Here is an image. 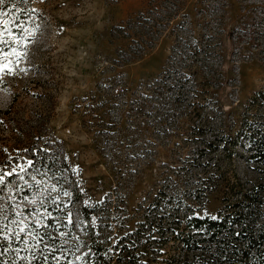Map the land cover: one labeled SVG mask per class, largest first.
Instances as JSON below:
<instances>
[{"label": "rangeland", "instance_id": "1", "mask_svg": "<svg viewBox=\"0 0 264 264\" xmlns=\"http://www.w3.org/2000/svg\"><path fill=\"white\" fill-rule=\"evenodd\" d=\"M14 9L0 11V264H121L114 246L127 236L141 250L140 225L215 216L223 187L198 191L204 171L257 183L248 153L228 158L215 137L264 120L248 102L264 91V0Z\"/></svg>", "mask_w": 264, "mask_h": 264}, {"label": "trees", "instance_id": "2", "mask_svg": "<svg viewBox=\"0 0 264 264\" xmlns=\"http://www.w3.org/2000/svg\"><path fill=\"white\" fill-rule=\"evenodd\" d=\"M18 1L0 0V11L15 13ZM248 102L251 106L264 104V91L255 92ZM215 138V148L222 149L228 158L239 149L248 153L244 161L255 166L260 175L257 183L243 182L236 174L225 178V171H220L219 166L204 171L198 175V191L209 186L223 187L222 205L215 216L190 214L184 219L175 217L168 226L155 221L151 226L140 225L134 234L144 241L141 250L125 236L114 246L119 263L148 264L139 258L144 250H150L149 245L160 254L162 245L173 242L178 244L172 250L176 254L161 259L158 264H264V120L246 119L234 131L220 133ZM81 210L86 219L93 213L92 208L81 207ZM89 246L94 262L105 261L102 246L93 242ZM132 250L134 253H129ZM107 252L108 249L104 254Z\"/></svg>", "mask_w": 264, "mask_h": 264}, {"label": "built area", "instance_id": "3", "mask_svg": "<svg viewBox=\"0 0 264 264\" xmlns=\"http://www.w3.org/2000/svg\"><path fill=\"white\" fill-rule=\"evenodd\" d=\"M136 54L139 55V52L137 51ZM110 90L113 92L114 96L118 97L123 96L125 93V89L123 88L121 83L115 86H110Z\"/></svg>", "mask_w": 264, "mask_h": 264}, {"label": "snow or ice", "instance_id": "4", "mask_svg": "<svg viewBox=\"0 0 264 264\" xmlns=\"http://www.w3.org/2000/svg\"><path fill=\"white\" fill-rule=\"evenodd\" d=\"M21 231H23V229H21Z\"/></svg>", "mask_w": 264, "mask_h": 264}]
</instances>
